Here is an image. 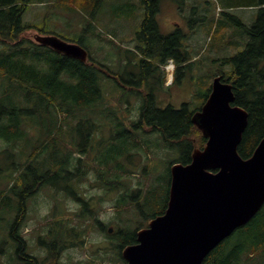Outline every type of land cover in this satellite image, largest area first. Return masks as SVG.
<instances>
[{
	"label": "trees",
	"instance_id": "1",
	"mask_svg": "<svg viewBox=\"0 0 264 264\" xmlns=\"http://www.w3.org/2000/svg\"><path fill=\"white\" fill-rule=\"evenodd\" d=\"M140 1L145 14L133 54L139 57V75L143 72L144 78L140 83L136 80L126 83L120 77L122 73L106 75V67L96 63L90 53L88 61L83 63L32 41L27 35L30 31H37L40 35L45 33L38 26L24 21L27 2L0 0V176L9 175L6 186L0 189V223L5 226V231L4 227L3 232L0 230V264H60L61 253L70 245H84L93 230L106 232L97 208L105 196L111 194L117 195L115 208L120 223L115 232L109 233L108 230L106 235L114 244L117 257L127 264L123 249L137 244L138 231L162 215L169 200L168 193L161 206L155 199L157 189L154 184L145 194L142 189L130 185L133 172L127 164L125 167L124 161L132 166L131 157L135 154L146 157L147 154L140 147L139 131L145 130L146 135L158 134L165 142V149L179 151L180 156L172 160L171 166L191 163L194 150L204 149L207 139L192 121L202 106L193 109L185 103L180 109L173 106L162 109L152 90L148 94L137 92L144 99L140 118L138 121L129 120L128 125L126 118H121L113 106L106 103L103 76L135 94L139 90L136 86L149 85V78L158 79L161 88L164 79L161 69L171 60L177 63V84L181 82L183 71L191 67L187 65L190 54L183 44V35L179 31L168 36L160 32L157 14L162 0ZM96 2L94 7L92 1V6L99 9L102 2ZM252 3L258 9L252 25L228 14L225 4L220 3L223 6L220 17L235 22L240 36H247L248 42L243 50L221 59L229 70L221 69L213 75L214 78L223 76L225 82L233 85L235 105L248 113V125L238 147L243 159L251 158L264 139V0H252ZM230 26L232 24L227 21L219 20L217 28L212 23L210 29H214L215 34L218 32L223 40L222 35ZM79 44L88 51L83 41ZM130 64L135 66L133 62ZM204 93L200 96L205 103L211 86ZM86 128L88 132H84ZM105 129L109 131L108 148L104 147L103 141ZM142 142L149 145L144 140ZM92 172L97 175L94 183L105 194L98 197V203L94 200L96 196L88 198L84 190ZM39 188L52 189V197L56 200V210H53L44 234L39 237L40 247L48 253L45 260L29 252V243L23 236L27 201ZM60 195L72 199L79 210L71 216L66 215L68 212L58 198ZM131 207L148 221L147 224L138 223L140 225L134 233L126 231L130 223L124 217V211ZM150 207H155L154 211L144 214V210ZM8 214L11 215L9 220ZM246 227H249L248 231H240L243 234L241 243L225 250L229 240L226 239L203 264H243L239 261L246 238L257 240L256 249L264 244L258 243L264 236L263 209Z\"/></svg>",
	"mask_w": 264,
	"mask_h": 264
},
{
	"label": "rangeland",
	"instance_id": "2",
	"mask_svg": "<svg viewBox=\"0 0 264 264\" xmlns=\"http://www.w3.org/2000/svg\"><path fill=\"white\" fill-rule=\"evenodd\" d=\"M17 1L19 3L27 2L24 21L38 26L40 30L44 31V36L56 35L65 41L77 44L83 41L92 59L106 67V75L110 72L114 75L122 73L123 75L120 77L126 83L133 80L140 83L144 78L143 72L139 75V57L133 54L138 44L137 33L141 29L145 14V9L140 0H101L99 9L94 8L97 5L96 0H92L94 7L90 0ZM220 3L225 4L224 6L227 7L225 11L228 14L241 19L248 25L255 23L258 9L254 7L252 0H162L160 12L157 14L160 32L168 36L179 31L184 37L183 44L190 54V61L187 65H191V67L183 71L179 84L175 83L177 71L175 61L173 77L166 71V66L161 69L163 73L161 77H164L161 88L158 79L149 78V85L146 87L136 86L139 90L135 94L120 87L112 79L103 76L106 103L113 106V110L121 118H126L127 124L129 120L138 121L140 118V107L144 99L137 92L148 94L152 90L156 103L162 109L169 106L180 109L185 103H189L193 109L203 105V98L200 95H204L205 90L212 85L213 75L221 69L229 70V67L223 66L221 59L233 56L239 50H243L248 42L247 36H240V29L235 25V22L225 16L220 17L223 9ZM219 20L232 24V27H227L223 33V40H221L222 37L220 38L218 32L216 35L214 29H210L212 23H215L214 28H217ZM27 35L29 39L36 42L35 37L39 33L33 30ZM130 62H133L135 66L131 65ZM133 76L135 77L133 78ZM116 104L119 105L115 106ZM84 132H88V129L86 128ZM103 133L104 147L108 148L109 131L105 129ZM146 133L145 130L138 133V141L141 149L147 153L146 157L144 154L140 156L135 154L130 159L132 166L126 161H124V165L126 167L127 164L132 168L133 173L129 178L131 187L142 189V194H145L154 184L157 189L155 199L163 207L165 198L169 193L171 162L173 159H177L180 154L178 150L165 149V142L160 135L152 133L146 135ZM101 135L98 132V137ZM142 140L149 145L143 143ZM134 151L136 152V150ZM1 166L4 168L3 164ZM96 177V173L93 172L89 175L84 190L87 192L88 198L96 196L94 200L95 203H98V197H104L105 194L103 189L94 183ZM8 179L9 175L0 176V189L6 186ZM52 194L54 195L52 189L39 188L34 196L27 201L23 236L29 243V252L40 260H45L48 257V253L40 247L39 237L44 234L48 221L56 210V200ZM58 198L68 212L66 215L71 216L73 212L79 210L78 205L72 199H67L63 195ZM115 198H117L116 194L105 196L104 202L99 204L97 208L98 215L106 226V232L111 228L115 232L120 223L117 220ZM154 208H146L144 214H149L154 211ZM262 209L264 211V207ZM124 212V217L129 219L128 223H130L126 227V231L129 233H134V229L142 222L148 223L138 211L134 212L133 207ZM9 215H6L7 220L10 219ZM3 227L5 231V226L0 223L1 232H3ZM245 227L237 230L234 235L228 238V245H226L225 250L243 241V234L240 231H248L249 227ZM106 232H100L97 229L91 231L84 245L78 247L70 245L63 250L59 263L124 264L117 257V252L114 250L115 246L107 238ZM256 242L257 240L246 238L244 252L239 262L264 264V246H262L264 244L261 245L260 249H256L258 245ZM261 242H264V236L260 238L258 243ZM6 260L4 259L5 262Z\"/></svg>",
	"mask_w": 264,
	"mask_h": 264
},
{
	"label": "water",
	"instance_id": "3",
	"mask_svg": "<svg viewBox=\"0 0 264 264\" xmlns=\"http://www.w3.org/2000/svg\"><path fill=\"white\" fill-rule=\"evenodd\" d=\"M35 39L66 57L89 59L83 46L59 36ZM192 121L207 143L194 150L191 163L171 166L167 208L138 231L137 244L123 249L127 264H203L264 207V139L251 158L238 153L248 113L235 105L233 85L215 77Z\"/></svg>",
	"mask_w": 264,
	"mask_h": 264
},
{
	"label": "built area",
	"instance_id": "4",
	"mask_svg": "<svg viewBox=\"0 0 264 264\" xmlns=\"http://www.w3.org/2000/svg\"><path fill=\"white\" fill-rule=\"evenodd\" d=\"M168 74L173 77V73H174V65L173 64H170L169 66H167L166 68Z\"/></svg>",
	"mask_w": 264,
	"mask_h": 264
},
{
	"label": "bare ground",
	"instance_id": "5",
	"mask_svg": "<svg viewBox=\"0 0 264 264\" xmlns=\"http://www.w3.org/2000/svg\"><path fill=\"white\" fill-rule=\"evenodd\" d=\"M232 3V2H231ZM254 23V22H253ZM241 35V34H240ZM163 54V53H162ZM2 67V66H1ZM185 67V66H184ZM5 69V68H4ZM180 69V68H179ZM219 76V75H218ZM223 77V76H222ZM122 81V80H121ZM132 82V81H131ZM129 84V83H128ZM50 88V87H49ZM32 91V90H31ZM30 92V91H29ZM65 248V247H64ZM237 260V259H236Z\"/></svg>",
	"mask_w": 264,
	"mask_h": 264
}]
</instances>
